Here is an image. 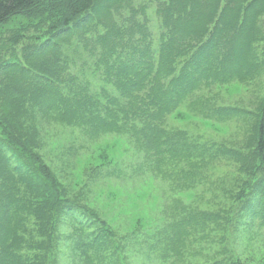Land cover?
Here are the masks:
<instances>
[{
	"label": "trees",
	"instance_id": "1",
	"mask_svg": "<svg viewBox=\"0 0 264 264\" xmlns=\"http://www.w3.org/2000/svg\"><path fill=\"white\" fill-rule=\"evenodd\" d=\"M202 2H159L155 11L164 23L155 40L144 3L136 6L134 0H0V24L35 6L47 24L32 35L22 29L0 36L11 44L0 47V264H58L61 239L80 264H123L125 259L121 243L130 235L118 237L95 209L69 196L44 161L38 114L90 137L126 133L133 150L142 153L136 170L179 179L178 186L196 185L211 164L240 161L246 181L234 194L233 217H258L264 227V97L258 113H246L256 120L239 151L164 124L200 84L264 74V0H205L206 11L196 17ZM76 56L90 59L106 85L94 88L80 76L85 74L73 72ZM208 99L194 103L205 117L226 119L241 112ZM186 207L178 219L170 217L172 233L161 249L160 233L151 237L155 242L151 239L147 248L153 258L180 253L209 239V231L231 225L209 211ZM64 215L76 223L62 237ZM213 239L220 246L213 253L221 257L213 264H242L223 237Z\"/></svg>",
	"mask_w": 264,
	"mask_h": 264
},
{
	"label": "rangeland",
	"instance_id": "2",
	"mask_svg": "<svg viewBox=\"0 0 264 264\" xmlns=\"http://www.w3.org/2000/svg\"><path fill=\"white\" fill-rule=\"evenodd\" d=\"M161 1L163 0H134L136 6L144 3L147 26L151 27L155 40L161 23H164L155 11ZM127 9L125 8L124 13ZM37 10L39 9L35 6L11 15L0 24V36L15 35L22 29L26 35H32L36 30L42 29L47 24L40 21ZM204 11L205 0L196 17ZM138 18L141 19V15L138 14ZM9 45L11 46L9 41L0 37L1 48L9 49ZM157 45L158 42L155 41L154 50ZM66 48L69 49L70 45ZM17 54H22L20 49H17ZM76 59L77 65L73 72L85 74L80 76L89 78L90 85L95 86L94 88L106 85L100 77L101 71H92L90 59L78 56ZM263 97V72L241 79H222L207 86L200 84L198 89L166 116L164 124L168 128L187 130L199 139L208 137L217 142H227L228 146L239 151L246 147L250 127L256 120L251 114L258 113L257 103ZM203 99L210 100L217 107L239 108L241 112H233L232 118L226 119L205 117L194 110L197 109L194 104L196 100ZM211 102L208 103L211 105ZM247 112L251 114H246ZM29 121L28 119L27 122ZM35 125L40 140L38 150L66 187L67 194L76 198L79 203L95 209L116 230L118 237L132 235L126 236L127 239L121 243V255L125 257L123 264H213L218 258L221 262V257H216L213 253L216 247H220L213 237H223L227 250L238 257L240 263L264 264V227L258 226V217L252 220L246 216L238 219L233 217L238 204V197L235 199L234 194L240 192L246 181V175L239 169L240 161L223 160L211 164L196 185L178 186L179 179L171 180L150 171L136 170L142 153L133 150L132 141L126 133H101L90 137L76 126L56 122L40 114L36 115ZM186 206L209 211L216 214L213 217L220 219L222 224L228 221L231 225L226 230L222 227L209 231V239L205 238L201 243L194 242L187 248L184 247L180 253H170L167 258H153L149 253L150 248H147L151 239L155 242L151 237L160 233L157 249H161L167 235L172 233V228L168 227L170 217L178 219L181 209L186 210ZM82 216L86 217L84 214ZM63 218L67 225L59 227L62 237L68 235L76 223L74 217L71 221L68 215ZM61 243L63 245L58 249V264H80L71 253L68 242L61 239ZM247 260L252 262L246 263Z\"/></svg>",
	"mask_w": 264,
	"mask_h": 264
}]
</instances>
